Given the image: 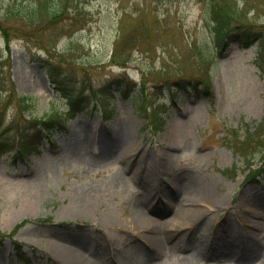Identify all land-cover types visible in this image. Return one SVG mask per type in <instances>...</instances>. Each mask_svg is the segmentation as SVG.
I'll return each instance as SVG.
<instances>
[{
	"label": "rangeland",
	"instance_id": "374dc122",
	"mask_svg": "<svg viewBox=\"0 0 264 264\" xmlns=\"http://www.w3.org/2000/svg\"><path fill=\"white\" fill-rule=\"evenodd\" d=\"M21 1L31 0H0V57L17 92L35 97L40 117L67 111L77 97L85 110L43 133L39 152H0V231L18 225L0 245V264H67L49 248L52 241L75 245L94 264H264V170L251 174L264 159V41L218 42L211 8L222 0H75L62 22L42 31L3 17ZM225 1L232 26L249 25L264 40V0ZM54 29L52 42L42 39ZM40 64H50L61 81L51 83ZM207 76L211 100L200 92ZM126 77L137 85L122 97ZM178 78L189 82L185 88L175 85ZM3 100L0 132L12 125L5 133L12 136L29 113ZM152 108L165 118L158 132L144 115ZM117 126L129 130L142 169L114 154ZM250 132L247 160L236 142ZM175 177L212 179L217 201L195 218L166 224L158 247L131 236L133 205L163 207ZM89 200L97 214L61 216ZM167 214L165 208L156 216ZM109 215L113 224L104 220ZM13 241L29 262L16 258Z\"/></svg>",
	"mask_w": 264,
	"mask_h": 264
},
{
	"label": "trees",
	"instance_id": "16d2710c",
	"mask_svg": "<svg viewBox=\"0 0 264 264\" xmlns=\"http://www.w3.org/2000/svg\"><path fill=\"white\" fill-rule=\"evenodd\" d=\"M75 0H31V1H21V4H17L15 7H7L3 11V17L10 19H21L24 20L29 25H33L36 31H42L40 28H49L54 26L55 24L62 22L64 14L66 11L70 10V7ZM71 11V10H70ZM79 8L75 7L72 10V14H70L71 24L74 26L79 23ZM234 16L233 9L230 5L224 0L220 1L218 4H214L211 8V19L214 21V30L215 35L218 40L224 41L226 38L230 40L239 41L244 46H247L254 40H258V43L262 44L263 36L260 32H256L255 29L245 24H237L232 26V19ZM71 28H74L71 26ZM49 33V31H48ZM43 34L42 39L45 41H51L52 36L57 35V30H53V34ZM52 42V41H51ZM57 42V41H56ZM127 62V60H126ZM125 62V63H126ZM4 59H0V99L5 102L16 101L17 102V111L19 114L29 113V117L25 119V123L27 124L23 129L16 128L15 135L6 136L5 133L12 128V125H8L3 132H0V152L6 151L11 152L13 147H16L14 151V155L19 157H26L33 152H39V146L43 142V133H48L54 127H62L66 120L70 117H73L75 112L79 108V104L81 103L80 97L75 99H70L69 101V111L64 113H56V114H46L43 117L34 115L35 110V98L31 95L18 93L15 87V84L10 76L9 71H6L4 66ZM48 64V63H47ZM125 65V64H123ZM47 67V65H46ZM52 67H54L52 65ZM262 71L264 72V65H260ZM46 72L50 77L52 83L57 84L61 80L55 77V73L51 68L50 64L48 68H46ZM121 79H115L112 83L119 84ZM124 81L128 85L125 89L123 95H129L128 92L132 90L133 82L131 80L125 79ZM189 82L178 78L175 82V85H179L180 87H186ZM207 85L206 90H201L205 96L210 98L212 94L210 93V82L209 77H206L205 81ZM178 86V87H179ZM196 88V87H195ZM212 98H210L211 100ZM146 109V108H145ZM152 111V112H151ZM148 113V114H147ZM161 113L156 112L153 108L149 111L147 110L144 115L148 118V124L152 128V130L156 131L162 128L164 124V119L160 115ZM252 133L248 134V137L237 140L236 149L237 152H241L244 157L249 160V152H247V143L248 140H251ZM250 165V164H249ZM248 165V167H249ZM264 170V159H262V163L256 170H254L251 174L253 177H256L260 174V171ZM257 171V172H256ZM250 172V170H249ZM248 172V173H249ZM256 175V176H255ZM17 228V227H16ZM15 228V229H16ZM15 231V230H14ZM13 231L10 232H1L0 231V244L3 239L6 237H11L13 235ZM15 252L18 258L22 260H26L25 253L21 250V246L16 241H13Z\"/></svg>",
	"mask_w": 264,
	"mask_h": 264
},
{
	"label": "bare ground",
	"instance_id": "6f19581e",
	"mask_svg": "<svg viewBox=\"0 0 264 264\" xmlns=\"http://www.w3.org/2000/svg\"><path fill=\"white\" fill-rule=\"evenodd\" d=\"M113 135L115 138L114 154L130 161H136V168L142 169L143 163L140 159H137V151L132 150V147L129 146V130L125 127L117 126ZM103 139L104 141L106 140L105 137ZM85 154L91 161L98 159L97 156L91 155V153ZM167 158L168 156H165L163 160L166 161ZM100 160L103 161L104 159ZM211 184L212 179L208 177L195 181L190 179L185 180L184 177L182 179L175 177L169 184V191L165 196L163 207L155 209L152 203H150L141 210L138 206L134 207L133 205L126 223V227L130 229L131 236L135 235L136 237V234H139L147 240L149 245L158 247L162 238L166 236V231L164 230L166 224H181L185 220L195 218L201 214L203 206L209 209L215 204L217 195L212 190ZM173 194L177 195V200H173L171 197ZM158 199L160 200L161 198L159 197ZM92 206L93 203L89 200L86 201L83 208L78 209L79 212H75V209H63L61 216L63 218H78L83 215L97 214L92 210ZM165 208L168 212L165 219L157 218L156 215L163 212ZM104 220L113 224L116 219L109 215L105 216ZM49 248L57 255L61 262L67 264H94L89 258L83 257L82 252L75 245H63L52 241L49 244ZM258 260L264 261V246H261Z\"/></svg>",
	"mask_w": 264,
	"mask_h": 264
}]
</instances>
